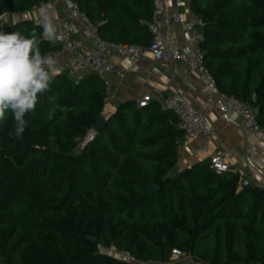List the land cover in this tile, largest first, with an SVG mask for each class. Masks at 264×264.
I'll return each mask as SVG.
<instances>
[{"label":"trees","instance_id":"trees-1","mask_svg":"<svg viewBox=\"0 0 264 264\" xmlns=\"http://www.w3.org/2000/svg\"><path fill=\"white\" fill-rule=\"evenodd\" d=\"M46 1L0 0V15H24ZM73 1L103 39L150 47L151 0ZM190 9L204 22L200 49L216 88L256 110L264 127V0H191ZM17 30L43 31L28 18L0 25ZM50 88L25 116L20 138L10 112L0 121L2 264H127L98 246L158 263L178 249L199 264H264V189L241 187L237 172L217 174L207 159L173 175L183 132L171 110L122 103L79 151L103 115L104 83L62 73ZM54 94L63 110L49 120Z\"/></svg>","mask_w":264,"mask_h":264},{"label":"built area","instance_id":"built-area-1","mask_svg":"<svg viewBox=\"0 0 264 264\" xmlns=\"http://www.w3.org/2000/svg\"><path fill=\"white\" fill-rule=\"evenodd\" d=\"M189 4L191 0H185ZM153 13L151 20L147 22L148 29L152 36V42L148 49L135 45L110 42L102 38L98 26L80 10L78 4L73 0H51L43 5L47 6L50 14L54 17L57 27L58 39L55 41L60 45L57 51L51 52L54 57H63L58 61L62 73H66L72 79H79L84 74H94L103 83L106 89L107 98L112 88L110 74L114 71L112 56L114 54L124 56L128 59L129 66L135 68L140 60V48L144 49L155 61L170 63L180 62L190 71H202L208 84L216 88V81L211 72L204 65V54L200 49L203 40L204 22L196 15H185L180 11H171L166 0H151ZM61 3V5H59ZM39 23V21H35ZM181 26L184 38H178ZM126 67L117 70L119 76ZM61 73V74H62ZM152 100L149 94L137 97L138 107H146ZM223 113L234 112L245 121L247 131L251 135H258L264 143V127L257 122L256 110L243 101L218 93L217 99L212 101ZM163 106L171 110L178 118V126L187 140L202 137L200 150L209 153L210 146L217 147L211 154H208L210 167L220 175L232 171L229 162L231 151L222 144L217 129L210 119V106L204 110L194 108L187 98L184 89L174 90L164 101ZM97 130L92 127L79 140L78 150L83 151L95 140ZM264 176V171H263ZM264 189V181L262 183ZM115 257L127 264H153L158 262L144 261L135 258L131 253L114 249ZM189 259L191 264H196L193 258L178 250L173 249L169 261L158 264H172L176 261Z\"/></svg>","mask_w":264,"mask_h":264},{"label":"crops","instance_id":"crops-1","mask_svg":"<svg viewBox=\"0 0 264 264\" xmlns=\"http://www.w3.org/2000/svg\"><path fill=\"white\" fill-rule=\"evenodd\" d=\"M166 2L171 11H180L187 16L194 14L185 0H166ZM40 8H36L23 16L34 21H40ZM177 28L179 30L178 38L182 40L184 32H182L181 26L177 25ZM143 52L145 50L140 48L141 57L138 66L135 68L129 66L126 57L117 54L112 56L115 69L110 74L112 88L105 102L104 117L107 119L114 114L122 103L132 102L137 106L136 99L143 94L152 96L151 104H159L164 108L163 101L174 90L184 89L187 92L189 102L197 110H204L207 105L210 106L211 122L217 129L222 144L231 151L229 162L232 165V172H237L241 181L247 180L252 185L251 188H262L264 181V143L258 135L248 133L242 117L232 111L223 113L211 105L212 101L217 99L218 89L208 84L202 71H190L180 62L155 61L149 54ZM62 59L63 57H58L57 61ZM120 67L127 68V71H124L121 76L117 74ZM201 139L202 137L187 140L184 135L182 136L178 146L179 161L176 170L188 167L200 160L207 159L209 161L208 154H211L217 145L212 144L209 153H203L200 150ZM241 181L240 186L245 187L242 186ZM172 264H177V261Z\"/></svg>","mask_w":264,"mask_h":264},{"label":"clouds","instance_id":"clouds-1","mask_svg":"<svg viewBox=\"0 0 264 264\" xmlns=\"http://www.w3.org/2000/svg\"><path fill=\"white\" fill-rule=\"evenodd\" d=\"M42 33L35 30L28 35L17 30L14 32L0 31V121L6 113H11L15 121L13 135L20 138L27 126L25 116L34 111L39 97L51 91L50 85L62 73L57 59L51 53L42 54L40 45L43 41L55 43L58 39L54 17L47 6L39 10ZM0 19H6L0 17ZM15 23V18H13ZM57 95L47 97L53 105L46 113L51 120L58 108Z\"/></svg>","mask_w":264,"mask_h":264},{"label":"water","instance_id":"water-1","mask_svg":"<svg viewBox=\"0 0 264 264\" xmlns=\"http://www.w3.org/2000/svg\"><path fill=\"white\" fill-rule=\"evenodd\" d=\"M105 120H106V118L104 117V115H101L98 118L96 124L94 125V128L96 130H99L100 127L102 126V124L105 122ZM172 173H173V175H177L178 174L177 170H174ZM162 182H163V179L160 178V179H158V181L155 184H150L149 188L151 189L152 192L157 191L159 186L162 184ZM241 184H242V186H245V187H248V188L252 187V185L247 180H242ZM3 262H4V260L0 257V264H2ZM177 264H191V262L190 261H185V262H180V263H177Z\"/></svg>","mask_w":264,"mask_h":264},{"label":"rangeland","instance_id":"rangeland-1","mask_svg":"<svg viewBox=\"0 0 264 264\" xmlns=\"http://www.w3.org/2000/svg\"><path fill=\"white\" fill-rule=\"evenodd\" d=\"M0 17H5V14H1ZM13 18H15V21H16V20H18L20 18H25V17L23 15H7L6 14V19H0V25L2 27L6 26L9 22H12L13 21ZM114 249H115L114 247L104 248L102 246H98V248H97L98 252L105 253V254H109L112 257H115ZM185 261H189V259H185V260H182V261H177V263L185 262ZM153 264H158V263H153Z\"/></svg>","mask_w":264,"mask_h":264}]
</instances>
